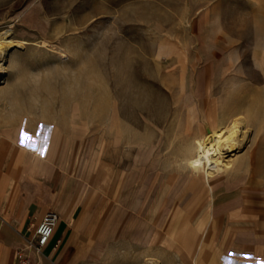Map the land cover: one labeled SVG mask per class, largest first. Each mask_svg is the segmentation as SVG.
Returning <instances> with one entry per match:
<instances>
[{"label":"rangeland","instance_id":"374dc122","mask_svg":"<svg viewBox=\"0 0 264 264\" xmlns=\"http://www.w3.org/2000/svg\"><path fill=\"white\" fill-rule=\"evenodd\" d=\"M7 29L6 95L19 93L26 115L99 118L91 132L127 171L85 264H206L200 246H223L215 251L228 264L239 259L232 248L264 244V0H0ZM234 106L247 135L209 185L187 159L200 120L211 130L207 119L229 118ZM154 175L165 176L166 202L143 219L141 191Z\"/></svg>","mask_w":264,"mask_h":264},{"label":"crops","instance_id":"0c3cea01","mask_svg":"<svg viewBox=\"0 0 264 264\" xmlns=\"http://www.w3.org/2000/svg\"><path fill=\"white\" fill-rule=\"evenodd\" d=\"M11 86L8 81L0 86V264H19L18 250L35 236L52 210L60 214V220L40 257L53 264H85L98 250L100 233L121 197L127 171L103 150L98 131L91 132L100 124L99 118L61 122L26 115L19 93L10 98L6 95ZM4 107L13 109L6 113ZM157 178L154 175L148 189L141 191L143 200L137 213L144 211L143 219L163 212L166 196L162 198L159 191L163 192L165 176ZM130 184L138 197V184L135 180ZM229 212L223 218L245 214L243 207ZM214 233L221 235L222 231ZM216 247L218 251L224 248ZM216 249L200 246L206 264H221ZM232 249L241 263L253 264L254 258H260L264 264V244ZM27 253L34 262L36 251L30 248Z\"/></svg>","mask_w":264,"mask_h":264},{"label":"bare ground","instance_id":"6f19581e","mask_svg":"<svg viewBox=\"0 0 264 264\" xmlns=\"http://www.w3.org/2000/svg\"><path fill=\"white\" fill-rule=\"evenodd\" d=\"M10 33L11 30L7 29L0 34V83L7 72L8 51L13 46V43L9 40ZM216 102L215 100V107ZM241 111V107L234 106L229 112V118H216L215 111L214 115H212L214 118L207 119L213 127L211 130H208L207 125L200 120V126L205 132L204 135L196 140L197 152L187 159V165L198 172L209 185H211L212 179L234 166L236 158H229V156L238 150L241 140L247 135V131H244V126L248 123V118ZM195 119L197 118H192L190 127L193 126L192 123H194ZM260 119L258 118V120ZM261 121H264V118ZM234 258L236 259V257ZM143 264H159V262L156 258L148 257Z\"/></svg>","mask_w":264,"mask_h":264},{"label":"built area","instance_id":"2783aa9c","mask_svg":"<svg viewBox=\"0 0 264 264\" xmlns=\"http://www.w3.org/2000/svg\"><path fill=\"white\" fill-rule=\"evenodd\" d=\"M59 220L60 214L57 211L52 210L45 215L36 230L35 236L28 240L25 247L18 250L19 264H33L32 257L27 253L30 248L39 254L44 253V248L51 241Z\"/></svg>","mask_w":264,"mask_h":264}]
</instances>
